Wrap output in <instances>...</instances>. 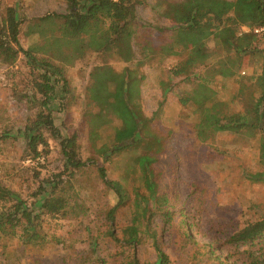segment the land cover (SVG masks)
<instances>
[{
  "label": "trees",
  "instance_id": "1",
  "mask_svg": "<svg viewBox=\"0 0 264 264\" xmlns=\"http://www.w3.org/2000/svg\"><path fill=\"white\" fill-rule=\"evenodd\" d=\"M62 1L65 3L64 14L54 15L51 22L44 24L42 18L24 20L16 6L0 10V65L13 66L21 55L29 67L26 87L30 92V96L24 94L22 98L40 102L36 114L26 120L22 130L25 142L23 159L48 154V143L43 135L47 131L59 143L65 174L70 170L80 172L94 164L92 157L85 161L80 159L77 132L62 137L54 125V111L63 113L73 100L63 68L51 62L57 60L67 65L85 51L97 53L102 61L88 74L84 103L98 109L94 114L84 113L83 120L93 115V118L101 117L105 121L90 130L84 120L88 144L101 157L107 156L111 149L113 154L144 147L136 163L145 192L135 190L129 225L117 237L113 232L116 214L126 205L121 183L108 180L103 167L96 168L98 180L117 197L116 203L103 213L107 229L100 236L122 249L123 254L127 252L126 256L123 255L125 264H143L138 261L135 249L146 242L156 255V261L147 264H172V257H176L175 261L180 264H264V217L246 223L221 240H212L183 214L177 196L159 189L151 165L156 162V155L163 146L161 137L151 128L153 117L145 118L139 109L142 77L128 67L115 72L106 62L112 57L123 64L135 63L141 67L144 61L147 63L156 58L160 62L181 58L169 69V76L185 80L199 70L200 75L191 83V92L182 97L179 104L194 107L196 122L192 129L201 143L220 132L237 134L253 128L262 131L264 51L255 43L264 38L254 35L252 29L264 25V0L159 1L157 9L169 25L166 29L155 28L158 32L155 45L147 42L139 46L136 43L139 32L135 12L140 0ZM242 27L250 31L242 33ZM23 28L25 37H34L38 42L27 49L19 40ZM209 42L213 43V48L209 47ZM134 46L139 47L137 52ZM45 48V57H40ZM245 58L261 61L260 69L256 78H240L237 82L235 99L247 97L242 110L235 112L228 104L214 99L210 82L216 78L235 80L243 69ZM113 121L118 125L114 128L111 145L96 150L94 144L99 138V129ZM259 162L264 168V137L260 139ZM61 178L62 174L54 176L52 181L55 184L50 182L49 189L40 185L32 194L35 202L30 205L17 194L0 187V202L3 203L0 206V239L19 234L21 239L28 237V242H40L34 230L39 228L43 217L72 218L75 206L71 205L70 196L56 192L63 186ZM248 179L264 183V172L249 175ZM60 191L64 192V189L60 188ZM168 233L172 236L169 239L172 256L165 250L162 240ZM98 263L104 264V261Z\"/></svg>",
  "mask_w": 264,
  "mask_h": 264
},
{
  "label": "rangeland",
  "instance_id": "2",
  "mask_svg": "<svg viewBox=\"0 0 264 264\" xmlns=\"http://www.w3.org/2000/svg\"><path fill=\"white\" fill-rule=\"evenodd\" d=\"M159 1L173 3L176 0H140L136 6L138 46L147 42L155 45L158 42L155 28L166 29L169 25L157 9ZM6 6H16L24 20L42 18V24L51 22L52 16L65 12L62 0H0V10ZM23 32L24 28L19 36L23 48L38 43L34 37H25ZM255 44L264 51V40ZM138 46H134L135 52L139 50ZM209 47L213 48L212 42H209ZM46 50L40 53V57H45ZM180 59L169 58L160 62L156 58L151 62L144 61L141 67L135 63L123 64L112 57L107 58L106 62L115 72L128 67L142 77L139 84V109L145 118L153 117L151 128L161 137L163 146L160 154L156 155V162L151 165L159 189L170 196H177L179 208L201 232L212 240H221L246 223L264 217V183L248 179L249 175L264 172L259 162L260 139L264 137V128L262 131L253 128L237 134L220 132L205 143L199 142L192 129L196 122L194 107H183L179 101L191 92L193 78L198 77L200 71H194V75H197H192L189 80L170 78L169 69ZM101 61L99 54L85 51L67 65L57 60L51 62L63 68L73 100L63 113L54 111V125L62 137L77 132L80 159L85 161L92 157L94 161L92 166H86L80 172L70 170L66 174L59 143L47 131L43 135L48 143V154H41L35 159H23L25 142L22 130L26 120L36 114L40 102L22 98L24 94L30 96V92L26 87L29 67L21 55L13 66L0 65V187L17 194L30 205L35 200L32 194L40 185L49 189L50 182L54 183L53 177L62 174L63 186L56 192L70 196L71 205L75 206L69 220L42 218L39 228L34 230L40 242H28V237L21 239L19 234L1 238L0 264H99L101 260L104 264L126 263L123 258L127 252L124 255L122 249L100 236L107 229L103 213L116 203L117 197L98 180L96 168L103 167L108 180L121 183L126 205L117 212L113 231L120 237L121 230L129 225L135 190L145 193L136 163L144 147L113 154L111 149L107 156L102 157L90 148L84 120L88 128L93 130L95 125L104 123L105 118L95 119L93 115H88L83 120L84 113L94 114L98 109L84 103V90L90 70ZM243 62V69L235 80L216 78L210 82L215 92L214 99L228 104L229 109L235 112L242 110L247 97L235 99L237 82L240 78H256L261 63L248 58ZM107 124L98 131L99 138L94 144L96 150L112 143L118 122ZM2 204L0 202V206ZM170 237V233L165 234L162 240L165 250L172 256ZM135 251L140 263L156 261L149 242L138 245ZM171 259L172 264H180L175 261L176 257Z\"/></svg>",
  "mask_w": 264,
  "mask_h": 264
},
{
  "label": "built area",
  "instance_id": "3",
  "mask_svg": "<svg viewBox=\"0 0 264 264\" xmlns=\"http://www.w3.org/2000/svg\"><path fill=\"white\" fill-rule=\"evenodd\" d=\"M250 30L246 27H242L241 32L242 33H247ZM252 33L258 37H262L264 38V25L260 26V27H256L254 29H252Z\"/></svg>",
  "mask_w": 264,
  "mask_h": 264
}]
</instances>
